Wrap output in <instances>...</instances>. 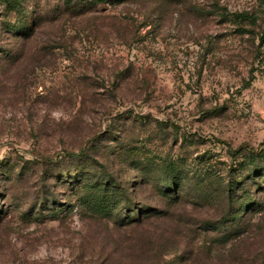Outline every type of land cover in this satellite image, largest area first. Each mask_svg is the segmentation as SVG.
<instances>
[{
  "label": "rangeland",
  "instance_id": "obj_1",
  "mask_svg": "<svg viewBox=\"0 0 264 264\" xmlns=\"http://www.w3.org/2000/svg\"><path fill=\"white\" fill-rule=\"evenodd\" d=\"M261 143L264 0H0V264H264Z\"/></svg>",
  "mask_w": 264,
  "mask_h": 264
},
{
  "label": "trees",
  "instance_id": "obj_2",
  "mask_svg": "<svg viewBox=\"0 0 264 264\" xmlns=\"http://www.w3.org/2000/svg\"><path fill=\"white\" fill-rule=\"evenodd\" d=\"M264 147V143H261V145H259V147L255 148V147H250L247 144L241 145L239 146L236 150L233 151V156H237L239 155L242 151H247V152H251L254 154L260 153ZM212 183H214V181L212 180ZM233 196V194H232ZM242 206V203L239 205V207Z\"/></svg>",
  "mask_w": 264,
  "mask_h": 264
}]
</instances>
